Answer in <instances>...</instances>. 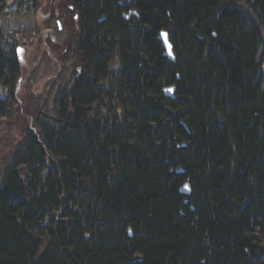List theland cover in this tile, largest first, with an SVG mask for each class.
Masks as SVG:
<instances>
[{
	"label": "trees",
	"instance_id": "trees-1",
	"mask_svg": "<svg viewBox=\"0 0 264 264\" xmlns=\"http://www.w3.org/2000/svg\"><path fill=\"white\" fill-rule=\"evenodd\" d=\"M59 2L76 81L2 168L0 264H264V0ZM115 43L101 123L84 109ZM20 72L0 49V85Z\"/></svg>",
	"mask_w": 264,
	"mask_h": 264
},
{
	"label": "rangeland",
	"instance_id": "rangeland-1",
	"mask_svg": "<svg viewBox=\"0 0 264 264\" xmlns=\"http://www.w3.org/2000/svg\"><path fill=\"white\" fill-rule=\"evenodd\" d=\"M61 19L63 30H58L56 21ZM69 23L63 13L59 0H0V49L13 55L12 48H27L22 56L21 81L15 88L0 85V180L2 168L18 144L23 141L29 128L36 125L39 101H45L43 111L54 116L58 107L54 100L63 96L67 90L60 89L64 83L76 81V55L64 53L70 40ZM56 30V39H50V31ZM107 67L113 75L106 77L101 99L98 104L85 106V111L95 120L104 123L119 111L115 92L110 91V82L121 68V45L115 43ZM33 110V112H32ZM50 122V119L47 118ZM42 171V170H41ZM46 173H40L43 175ZM72 199L65 205L68 211H75ZM68 211L63 212L69 217ZM50 213L35 231L48 234L51 227ZM67 218V217H66Z\"/></svg>",
	"mask_w": 264,
	"mask_h": 264
},
{
	"label": "bare ground",
	"instance_id": "bare-ground-1",
	"mask_svg": "<svg viewBox=\"0 0 264 264\" xmlns=\"http://www.w3.org/2000/svg\"><path fill=\"white\" fill-rule=\"evenodd\" d=\"M122 2V1H121ZM132 11V10H131ZM64 29V25H62V30ZM161 31H167L165 28H161L160 30H159V33L161 32ZM168 32V31H167ZM159 33H158V35H159ZM158 37V36H157ZM159 39V38H158ZM160 40V39H159ZM161 41V40H160ZM20 47H17V48H12L13 49V51H12V53H13V55H8V54H6L5 53V56L6 57H9V58H11V59H16L17 60V63H18V66L20 67V71H21V65H22V62H23V59H22V56L24 55V52L26 51L27 52V48H24V49H19ZM106 77H108V75H110V76H112L113 75V73H112V70H111V68L110 67H107L106 68ZM22 76H21V72H20V75L17 77V80L15 81V83L13 84V85H10V84H7V86H9V87H11V88H15V85H16V83L17 84H19L20 83V81H21V78ZM10 79V78H9ZM73 84L72 83H64L61 87H60V89H65V90H68L71 86H72ZM59 97V96H58ZM39 102H41L42 103V105H41V110H43V107H44V103H45V101L43 100V99H41ZM59 102V103H58ZM54 104H55V106L56 107H60L61 106V101H59V99L57 98L56 100H54ZM58 104H59V106H58ZM94 104H98V102L96 101V100H94ZM38 105H39V103H38ZM38 105H37V107H35V110H37L39 107H38ZM32 112H33V110H32ZM33 149V146L31 145V146H29V150L31 151ZM9 159H11V158H9ZM8 159V160H9ZM7 160V161H8ZM6 161V162H7ZM1 181V180H0ZM187 183L189 184V187H190V191H191V184H190V182L189 181H187ZM50 212L51 213H55L56 212V210H55V207H53L51 210H50ZM63 215V214H62ZM63 219H67V218H63ZM127 233H128V235L130 236V237H132L133 236V228H132V226L131 225H128L127 226Z\"/></svg>",
	"mask_w": 264,
	"mask_h": 264
},
{
	"label": "water",
	"instance_id": "water-1",
	"mask_svg": "<svg viewBox=\"0 0 264 264\" xmlns=\"http://www.w3.org/2000/svg\"><path fill=\"white\" fill-rule=\"evenodd\" d=\"M132 14H136V11L132 10L129 14L125 15L126 18H130ZM54 35V32H53ZM158 38L161 40L163 47H164V55L167 56L170 60H176V56L173 49V44L170 41L169 33L167 31H161L158 35ZM168 89H171V91H168ZM163 92L166 95L174 97L176 92V86H168L163 88ZM187 185V187H185ZM182 191L189 193L190 187L189 184L186 182L184 186L182 187Z\"/></svg>",
	"mask_w": 264,
	"mask_h": 264
},
{
	"label": "snow or ice",
	"instance_id": "snow-or-ice-1",
	"mask_svg": "<svg viewBox=\"0 0 264 264\" xmlns=\"http://www.w3.org/2000/svg\"><path fill=\"white\" fill-rule=\"evenodd\" d=\"M168 91H171V89H168ZM185 187H187V185Z\"/></svg>",
	"mask_w": 264,
	"mask_h": 264
}]
</instances>
